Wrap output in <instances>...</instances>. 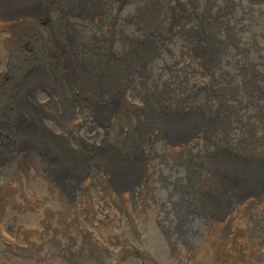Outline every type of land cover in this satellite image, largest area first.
I'll return each instance as SVG.
<instances>
[{
	"label": "rangeland",
	"instance_id": "1",
	"mask_svg": "<svg viewBox=\"0 0 264 264\" xmlns=\"http://www.w3.org/2000/svg\"><path fill=\"white\" fill-rule=\"evenodd\" d=\"M2 1L1 4L5 7L11 6L14 1L21 2ZM29 1L47 4L48 0ZM55 1L62 9L68 0ZM93 1L96 4L98 2L103 8L104 12L100 13L102 23H85L82 31L98 34L97 31L101 30L102 24H107L111 18L112 7L109 0ZM163 1L165 4L167 0ZM170 1H173L174 5L173 21L179 22L184 17L191 19V16L196 14L198 23L195 26L201 38V42H198L204 49L200 59L204 63L210 58V64L215 67L212 69L216 70L211 72L212 75L204 77L192 73L191 77L199 85L195 90L186 89L184 83L188 74H181L182 82L179 81V73L173 76V80L164 82V87L166 86L172 94L168 96V100L172 99L183 108V113L181 111L178 113L186 115L193 112L189 118L197 117L192 126L202 130L194 129V135H200L202 142L197 140L198 145H192L187 152L179 148L169 153L170 151L164 148L163 152L167 155L162 166L157 162V158L162 154L158 152V143L164 139L159 134L147 137L140 131L138 121L141 122L142 114L145 116L146 108L142 107V103L138 105V95L132 98L133 103L138 105L134 106L138 108L129 112L132 116L129 118L132 120L130 128L127 129L128 126L126 128L124 119L115 117L117 122L113 118L102 130L101 135L99 131H93L90 135L93 141H88L90 146L82 145L80 142L83 139L81 131L86 134V131L92 130V127L86 126V122L85 125L82 123L84 120H81L80 126L74 130L72 127L68 128L70 123L57 124L56 119L47 122L46 126L52 128L54 137H60V140H57L59 145L63 144L61 148L65 145L68 148L66 153L68 158L62 167L56 164L61 163L60 161L53 160L58 156L55 149L53 153H47V157H44L35 147L30 148L31 150L19 148L21 146L28 148L27 144L2 145L1 143L7 140L1 136L3 133L6 134V130L0 123V148L9 151L3 157L0 154V264H264L263 200L255 204L251 201L234 209L216 204L217 194L226 195L222 176L230 181V172L238 176L241 174L238 169L237 172L232 171V167L225 163V160L230 158L229 155H225L228 150L232 151L235 147L236 153H239L235 157L242 161L247 159L264 161V155L256 156L257 153L254 152V156H243L237 151L245 149V142L249 141L251 144L259 142L262 147L264 146V0H194L192 9L189 0ZM161 2L162 0H157V5L162 6ZM131 5L130 3L129 9L132 13L134 7ZM55 6L49 4L47 11L33 15L46 18V26L36 20L6 22L0 19V113L6 109L8 113L17 111L31 114L22 116L31 118L34 125L35 118L32 115L34 111L32 113V109L22 110L17 104L13 107L9 95L15 93L19 81L26 82L41 71L49 73L48 68L42 65L37 66L34 72L21 67L18 63L19 57L22 58L21 62L31 59L33 48L36 55H47L50 47L52 48L53 41L50 42L52 37L54 44L65 48L70 46L71 50L74 48L63 35L65 30L73 32L69 18H60L61 13ZM151 6L157 9L154 4ZM127 8L124 6L122 11ZM128 24H132V21L130 20ZM193 28L194 25H189V29ZM44 30L49 31L50 38L45 37ZM20 31L36 33L38 41L21 36ZM81 41L82 39L77 38V42ZM85 43L84 51L81 50L83 49L81 45L74 48L73 55L70 50L72 58H82L89 49L93 52L98 50L96 47L100 46L103 49L102 47L106 45L102 41L94 40H87ZM143 43L148 44L144 41L138 44ZM32 44L34 47H31ZM171 55L172 53H169V60ZM159 66L160 63L157 67ZM157 67H154V70ZM190 71L194 72L193 69ZM48 76H51L50 73ZM158 76L163 77L160 73ZM220 77V82L216 85L214 79ZM65 79L64 77L62 81L66 100L70 103L79 101L70 94ZM212 88H215V92L217 90V97L208 99ZM57 90L55 87L52 91ZM146 92L148 93V90ZM189 97L194 99L187 100ZM172 100L170 104L173 103ZM12 101L15 103L13 99ZM158 101L165 104V100ZM52 102L53 97L43 101L44 105ZM164 107L169 111L171 109L166 105ZM197 107L202 111L201 114H195ZM58 108L63 109V106L56 105V110ZM6 115L7 113L5 117L9 119ZM2 119L1 113L0 121ZM145 124L144 117L143 126ZM32 128L33 126L30 130ZM67 132L72 136L69 143H66ZM120 142H127V146L123 145L127 151H120L116 147ZM151 143H156L153 146L159 155L154 160L148 157ZM70 148L73 149V153L70 152ZM98 150L112 152L115 154L112 158H117L120 162L130 155L131 165L128 174L131 183L127 186L130 187V191L118 194L116 190L108 187L109 190H113V195L106 201L104 197L105 191L108 190L107 181L101 177L100 182L97 181L99 186L94 184L95 188L91 187L93 183L88 184V181L83 189H80L83 182L74 185H70L68 179L67 182H64L66 180L58 182V174L62 175L64 171L68 173L73 171L78 175L92 172L95 163L98 162L95 161ZM150 151L153 152V148ZM81 152H85L84 168L74 167L73 157ZM87 154H94L95 160ZM91 160L95 162L92 163ZM124 161L125 164L129 162ZM175 161L178 163L174 164ZM98 163L104 162L99 160ZM194 163L198 167L196 174H192L189 169ZM150 165L153 166V170ZM50 166L54 169L52 170ZM31 167L35 169L34 175L30 172ZM213 170L215 172H212ZM242 174L248 176L254 172L248 173L245 170ZM94 177L98 178V175ZM213 181H216L215 184ZM177 185L181 187L178 190ZM104 186L107 190L103 188V191L100 188ZM252 188L254 187H250ZM98 193H101L100 199L97 198ZM99 213L103 214L104 220H96Z\"/></svg>",
	"mask_w": 264,
	"mask_h": 264
},
{
	"label": "bare ground",
	"instance_id": "2",
	"mask_svg": "<svg viewBox=\"0 0 264 264\" xmlns=\"http://www.w3.org/2000/svg\"><path fill=\"white\" fill-rule=\"evenodd\" d=\"M1 1L2 0H0V15L2 16V18H0L1 21L18 22L20 20L28 19L40 21L44 23V26H46V18L43 19L41 17H34L33 15L41 14L42 12L47 11L49 4H53L56 5V9H58L61 13V15L59 16L60 18H69V25L71 26L73 32L65 30L66 32L63 35H65L68 43L72 47L75 48L81 45L83 47V49L81 50L84 51L86 45L85 41L87 40L102 41L107 45L103 46V49H101L100 46L96 47L97 45H95V47L98 49L97 51L90 52L89 49L86 52L87 54L85 53L86 56L74 59L72 58L74 48L71 50L70 46L68 48H65L64 46L62 47L56 45L54 44V38L52 37L50 39V42L53 41L52 48L50 47V51L47 55H36L33 48L31 50V59H25L24 62H21L22 58L19 57L18 63L19 65H21V67L23 66L29 71L34 72L37 70V66L42 65L43 67L48 68V71L52 77L48 76L49 73L47 74L44 71H41L37 74L36 77L26 82L19 81V86L17 85L15 87L16 94L13 93V95H9L11 97L10 102H12L13 107L17 104L22 110L32 109V113L34 111L32 115L35 118V125L31 118H25L24 116H22V114H31L17 111H15L14 113H12L11 111L10 113H8L5 109L4 112H1L3 114V119L0 121L1 125H3L2 127L6 130V134L2 135L3 138L7 140V142H5V145L9 143H14V146L27 144L28 148L23 146L19 148H25L23 150H31L35 147L39 149L40 153L44 155V157H47V153H53V150L55 149V152L58 156L57 158L54 157L53 160L60 161L61 163L56 162V164L59 165L58 167H62L65 164V160L68 158L66 155V153H68V148L66 145L64 148H61L63 144L59 145L58 140H60V137L55 134L56 132L54 134L57 137H54L52 128L46 126L48 125L47 122L50 123L49 121L51 119H56L57 124L62 123V125H68L70 123V126L68 128L72 127L74 130L78 126H80L82 122L81 120H84L82 123L86 122V126L92 127V130L86 131V134L81 131V134H83V139H81V137H79V139H81L80 142L82 145L88 144L90 146V142L93 141V137L90 135L93 134V131H99L101 135L102 130L105 128V126L109 125L115 117L124 119V124H126V128L128 126L127 129H129L130 121H132L129 119L132 117L129 112H131V109L138 108L134 106L137 105V103L138 105L142 103V107L148 109H145V116L143 114L141 115V122L138 121V125H140L141 129L140 131L143 134L145 133L147 137H153L159 134L164 139L159 140V143L157 142L160 147H158V152H162L163 155L160 154L159 156L153 146L156 143H151V149L153 148V152H151L150 149L149 153L147 152L149 154L148 157H151L154 160L157 156H159L157 158V162H160L163 166V164L166 162V159L164 158H166L167 155L166 152H163L164 148L167 151L169 150V153H173L172 150L179 148H181L183 152H187L192 145H198L197 140L200 141L201 136H195L194 133L196 129L199 131L202 130L198 129V127L196 126H192L195 123L194 121L197 119V117H193L191 119L189 118L193 112H188L186 115L178 113L179 111L182 112L183 108L178 106L177 103H175L172 99L171 100L173 101V103L170 104L171 100H168V96H171L172 94L170 90L168 91L166 89V86L164 87L165 80L167 82H169L171 79L173 80V76H175V74L177 73H179V81L182 82L181 74L184 73V75L188 74V77L184 83L187 86L186 89L195 90L199 88V85L191 77L192 73H196L198 76L204 77L210 74L212 75L211 72L216 71L215 69H212L215 67H213L214 65L212 66L210 64V58H208V60L204 63H202L200 59V56L202 55V51L204 49L201 48L202 45L198 42H201V38L197 33L195 26L198 23L195 13L193 14V16H191L192 18L190 17L191 19H186V17H184V19H181L179 20V22H177L172 20V10H174V5L173 1L171 2L170 0V5L168 4V0L165 2V4L162 0V6L157 5V0H109V3L112 7V16L108 20L107 24H102L101 30L97 31L98 34H93L87 30L82 31L85 23H102V15L100 13L104 12L102 11L103 8L100 7L98 2L96 4L93 0H68L65 7L62 9L55 0H48L47 4H39L38 2H32L29 0H21V2L14 1L9 7L3 6L1 4ZM189 1L191 3L192 9L194 0ZM130 3L132 4L131 6L134 7V12L132 13L129 9ZM150 3L156 5L157 9H154ZM124 6L128 8L122 11ZM56 9L53 8L54 11H57ZM118 12L121 14L120 16ZM130 20L132 21L133 25L128 24ZM186 25L187 27H185ZM189 25H194V28L189 29ZM179 27H181L180 31H178ZM26 31H20L21 36H25L32 41H38V36L36 33H26ZM44 33L45 37H51L49 31L44 30ZM77 38L82 39V41L77 42ZM143 41L148 44H138ZM131 42L134 44H132ZM31 47H34V45L32 44ZM111 48L113 50H111ZM115 48H117L118 50ZM68 50L72 51V55L71 51L69 52ZM206 51L207 50H205V53ZM169 53H172V55L170 56V60ZM146 63H148V65H146ZM159 63L162 67V71L160 72V66L157 67ZM144 65L145 67H143ZM154 67L157 68L154 70ZM191 68L194 70V72L190 71L192 70ZM159 73L162 74L163 77L159 78ZM64 77L66 78L65 83L70 89V94L72 95V97L79 99V101L76 100L77 102H74L72 100L74 103H70L66 100L63 88ZM221 77L217 78V80L214 79L216 85H218V82H220ZM207 81L208 80H206V84ZM55 87L58 90L53 92L52 90ZM137 88L138 94H136ZM147 90L148 93L146 92ZM194 90H192V92ZM136 95H138L137 100L139 102L137 101V103H133L134 101H132V98H134ZM216 95L217 90L215 92V88H212L210 91V97H208V99L216 98ZM48 97H53V102L52 104L50 103L44 105L43 101ZM12 99L15 101V103H13ZM160 99L165 100L164 105L169 106L171 108L170 111L166 110L164 105L160 101H158ZM191 99H194V97L187 98V100ZM56 105H58V107L63 106V109L58 108V110H56ZM131 105L133 106L130 107ZM149 105L151 106L149 107ZM6 113L9 119L5 117ZM201 113L202 111L199 107H197L195 114L198 115ZM175 114H180L183 116H176ZM144 117L146 124L143 126ZM115 122H117V119ZM8 124L9 126H7ZM32 126V130H30ZM209 131L212 130L209 129ZM65 136L66 138L68 137V139H66V143H69L72 136H69L68 132ZM73 137L76 139L75 136ZM121 139V141H123V138ZM89 140L90 142H88ZM126 144L127 142H120L116 147L120 151H127V148L123 146ZM245 144V149L241 151L237 150L238 152H241L240 155L254 156V152L257 153L256 156L264 155V146L262 147L259 142H252L251 144V142L249 141L245 142ZM113 146L115 147V143H113ZM235 149L236 148L234 147V150H228V152L225 154L230 156L229 159L225 160V163L232 167V171L237 172L239 170L241 174L238 176L230 172V181L224 179L222 176V182L224 184L223 189L225 188L226 195L218 196L217 194L216 204L222 207H230L234 209L240 208L245 204H249V202L251 201H253L254 204L261 200H263L264 202V161H262L261 159H254L252 161L248 159L246 161L239 160L235 157L236 154H239L236 153ZM72 150L73 149L70 148V152L73 153ZM131 151L133 152V150ZM84 154L85 152H81V154L73 157V161L75 162L73 164L74 167H83L85 163V160L83 159ZM87 155H91L95 160L94 154ZM114 155L115 154H112V152L98 150L96 156L97 159L95 161L99 162V160H102V163L104 162L106 164L96 162L95 167H93L92 169V172H89L86 175L84 174L85 176L81 174L78 175L76 173L75 175L73 171L71 173L64 171L62 175L58 174V182H61L62 180H66L64 182H67V179L68 182L70 181V185L83 182L82 184H80V189H83L84 186L87 185L88 181V184L92 182L93 184L91 187L95 188L94 184H98L97 181L100 182L99 178L101 177L102 179L107 181L108 190L106 189V186L100 188L103 191V188L107 190V192L105 191V194L108 197L102 194L103 196H105L104 199L106 201H108L109 198H111V196L113 195V190H109L108 187L116 190L118 194H124V192L130 191V187L127 186H129L131 183V178L128 174V172L130 171L129 167L131 165V158L129 157L130 155H128L120 162L119 159L112 158L114 157ZM184 157L187 158L185 155ZM124 160L129 162H126L125 164ZM168 160L171 161L169 158ZM95 161H92V163H94ZM257 162H261V164H256ZM175 163H178V161H175L174 164ZM154 166L156 167V165ZM50 168L52 170L54 169L52 166H50ZM150 168L151 170L154 169L152 165H150ZM189 169L192 171V174H196L198 171L196 163H194L192 166H189ZM33 170L35 169L31 167L30 172L33 173L32 175L35 174ZM245 170L248 173L253 171L254 174H250L248 176L247 174L243 175L242 173ZM212 172L215 171L213 170ZM96 175H98V178L94 177ZM232 179L235 180V182H233ZM213 182V184H215L216 181ZM133 185L134 184H132V186ZM250 187L254 188L250 189ZM178 188L180 189L181 187H178L177 185L176 189L178 190ZM211 190H213V188ZM101 193L96 194L98 196L97 198L100 199ZM220 193L223 192L220 191ZM103 218V214L99 213L96 220H104Z\"/></svg>",
	"mask_w": 264,
	"mask_h": 264
},
{
	"label": "flooded vegetation",
	"instance_id": "3",
	"mask_svg": "<svg viewBox=\"0 0 264 264\" xmlns=\"http://www.w3.org/2000/svg\"><path fill=\"white\" fill-rule=\"evenodd\" d=\"M4 134V133H3ZM1 135V134H0ZM2 136V135H1ZM2 145H5V143H1ZM14 147V146H13ZM10 150V149H9ZM11 151V150H10ZM9 151L8 150H4V149H2L1 150V148H0V154H1V157H3V156H5V153H8Z\"/></svg>",
	"mask_w": 264,
	"mask_h": 264
}]
</instances>
